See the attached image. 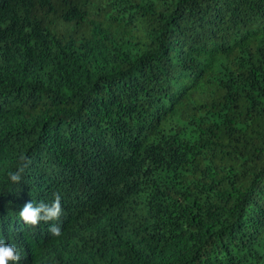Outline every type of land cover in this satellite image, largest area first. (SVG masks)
<instances>
[{
  "label": "trees",
  "instance_id": "1",
  "mask_svg": "<svg viewBox=\"0 0 264 264\" xmlns=\"http://www.w3.org/2000/svg\"><path fill=\"white\" fill-rule=\"evenodd\" d=\"M0 239L18 264H264V0H0Z\"/></svg>",
  "mask_w": 264,
  "mask_h": 264
},
{
  "label": "clouds",
  "instance_id": "2",
  "mask_svg": "<svg viewBox=\"0 0 264 264\" xmlns=\"http://www.w3.org/2000/svg\"><path fill=\"white\" fill-rule=\"evenodd\" d=\"M27 166L26 157L24 154L19 156V163L15 172H8V178L13 183H19L21 176ZM62 214L61 197L59 194H55L52 203L40 202L34 204L33 202L26 203L19 212L20 220L28 226H37L40 222H49L58 220ZM51 235L59 237L61 228L57 225H53L49 228ZM21 256L16 246L8 244L4 240L0 239V264H18Z\"/></svg>",
  "mask_w": 264,
  "mask_h": 264
}]
</instances>
